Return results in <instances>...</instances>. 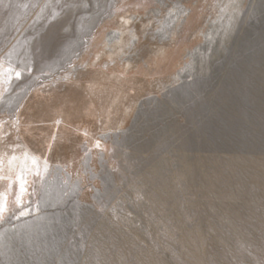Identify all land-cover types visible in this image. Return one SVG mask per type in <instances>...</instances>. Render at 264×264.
<instances>
[{
  "label": "rangeland",
  "instance_id": "374dc122",
  "mask_svg": "<svg viewBox=\"0 0 264 264\" xmlns=\"http://www.w3.org/2000/svg\"><path fill=\"white\" fill-rule=\"evenodd\" d=\"M20 140L0 264H264V0H0Z\"/></svg>",
  "mask_w": 264,
  "mask_h": 264
},
{
  "label": "bare ground",
  "instance_id": "6f19581e",
  "mask_svg": "<svg viewBox=\"0 0 264 264\" xmlns=\"http://www.w3.org/2000/svg\"><path fill=\"white\" fill-rule=\"evenodd\" d=\"M40 162L41 161L38 158L34 157L27 150H23L17 154H11V155L3 151L0 153V182H2L5 179H8L9 177L7 176H10V174L16 175V178H18L17 180L20 183V192L22 195L24 194L26 189V179L24 176H22L23 171L29 170L31 166H35L38 169H40L41 168ZM0 197H1L0 206L2 207V208L0 207V211H2L6 203V198L2 196V194L0 195Z\"/></svg>",
  "mask_w": 264,
  "mask_h": 264
},
{
  "label": "crops",
  "instance_id": "0c3cea01",
  "mask_svg": "<svg viewBox=\"0 0 264 264\" xmlns=\"http://www.w3.org/2000/svg\"><path fill=\"white\" fill-rule=\"evenodd\" d=\"M63 123V120L62 119H56V124L57 125H59V124H62ZM20 142L23 144V146L25 147V148H23L21 151H23V150H27L28 152H30L34 157H36V158H38V159H41L42 158V156L40 155V154H38V153H36L35 151H33L27 144H26V142L24 141V140H20ZM5 149H7L8 151H9V149L8 148H5ZM18 153V152H17ZM16 153V154H17ZM9 154H15V153H9Z\"/></svg>",
  "mask_w": 264,
  "mask_h": 264
}]
</instances>
